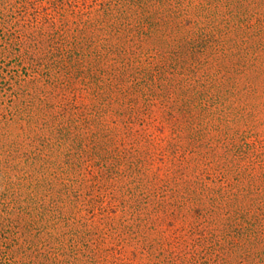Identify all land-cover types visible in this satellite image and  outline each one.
Masks as SVG:
<instances>
[{
	"label": "rangeland",
	"instance_id": "rangeland-1",
	"mask_svg": "<svg viewBox=\"0 0 264 264\" xmlns=\"http://www.w3.org/2000/svg\"><path fill=\"white\" fill-rule=\"evenodd\" d=\"M0 264H264V0H0Z\"/></svg>",
	"mask_w": 264,
	"mask_h": 264
}]
</instances>
